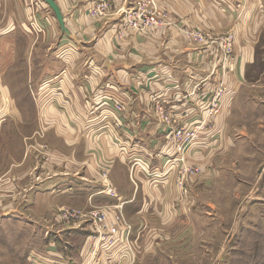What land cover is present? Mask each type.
Listing matches in <instances>:
<instances>
[{
  "label": "crops",
  "instance_id": "1",
  "mask_svg": "<svg viewBox=\"0 0 264 264\" xmlns=\"http://www.w3.org/2000/svg\"><path fill=\"white\" fill-rule=\"evenodd\" d=\"M56 1L72 35L63 33L57 20V25L51 24L58 38L50 45L53 47L52 52L49 48L51 57L46 61L47 71L39 77L44 80L37 83L33 80L31 93L38 110L47 104L44 98L56 104L61 102L60 96L63 95L64 109L69 111V118L63 124L71 126L64 129L63 135L56 131L50 134L54 138H50L49 143L55 151L48 165L56 169L55 166L64 164L66 169L49 175L31 189L32 214L45 219L62 205L84 208L96 204L113 210L121 204L132 224L131 241H135L134 245L142 244V240L143 243L148 241L145 247L148 245L149 249L144 248L143 252L151 254L152 241L146 234L156 228L160 233L167 232L168 226L172 228V223L167 225V214H172L173 205L182 206L184 200L180 187L174 183L173 172L164 171L168 167L165 165L168 158L175 155L169 141L174 117L192 126L202 119L201 114L215 101L226 108L233 87L237 85L235 73L231 71L244 77L247 62L251 59L250 53L247 57L237 40V49H233L235 63L224 62L222 51L213 46L195 44L192 38L185 36V31L201 29L220 35L215 31L233 28L237 35L241 30L239 8L243 9V0H158L157 8L166 14L164 24L138 33L124 29L123 11L135 0H106L108 8L105 11L109 16H100L99 19L89 15L97 2ZM235 4L240 7L232 8ZM45 42L48 41L37 43V47H42ZM13 46H17L15 41ZM73 63L82 65L73 69ZM11 70L8 73L4 71L1 76L8 75ZM2 78L0 114L3 115H0V124L8 116L3 107L21 117L17 120L23 122L22 107L14 98L11 87L3 84ZM72 78L82 81L74 89H71L75 85ZM137 78L143 79L141 86L136 85ZM220 79L225 82L222 95V89L219 93L217 86ZM117 105L121 111L117 110ZM158 105H163L171 114L170 124L162 121ZM57 109H61L60 104ZM73 110L81 116L73 117ZM91 110H95V116L99 115L98 119L88 118ZM59 125L61 120L57 122L56 119L53 126ZM72 125L75 128H71ZM201 142L198 139L191 148L201 149L197 146ZM153 158L163 163L154 166ZM77 163L80 167L74 165ZM127 165L132 167V171L135 169L133 178ZM158 170L163 172H156ZM103 171L108 173L107 178H103ZM107 184L115 188L117 196L105 191ZM19 208L17 206L14 212L22 215ZM5 213L7 211L3 215ZM33 217L32 220L36 221ZM81 223V227L67 228L63 222L57 223L64 228L55 232L48 228L43 254L31 247L29 253L33 259L29 263L66 264L62 258L70 256L68 258L76 264H122V260L129 261L134 255L127 251L123 235L109 233L106 240L98 239L91 234L94 231L89 224ZM177 223L178 220L175 225ZM190 225L191 231L174 241V245L170 244L176 254L184 258L194 254L193 244L189 241L195 229L193 221ZM38 227L39 224L32 229L37 230ZM119 228L122 229L121 226ZM63 230L67 240H62L65 248H59L56 243ZM67 234L70 237L83 236V245L69 241ZM91 242L95 245L92 246ZM43 255L55 257L45 258Z\"/></svg>",
  "mask_w": 264,
  "mask_h": 264
},
{
  "label": "rangeland",
  "instance_id": "2",
  "mask_svg": "<svg viewBox=\"0 0 264 264\" xmlns=\"http://www.w3.org/2000/svg\"><path fill=\"white\" fill-rule=\"evenodd\" d=\"M92 1L96 4L98 0ZM238 4L232 8H237ZM242 5L243 9L238 7L241 11V30L237 35L233 28L215 31L220 35H213L224 39L231 36L233 49H237L238 40L247 57L250 53L251 62L246 63L244 77L231 71L235 73L237 85L233 87L226 108L219 106V103L218 107H207L205 113L201 114L202 119L192 126H187L174 117L169 141L174 147L175 155L167 159L165 165L170 169L166 168L164 171L173 172L174 183L184 195L183 205H173L172 214H167V225H173L172 228L168 226V231L161 229L167 232L160 233L156 228L146 234L151 238L152 245L151 254H144V248L149 249L148 245L145 247L148 241L143 243L142 240V244L137 245H134L135 241H131L132 224L127 220L121 204L113 210L96 204L84 207L86 209L62 205L53 211L56 214L46 216L45 219H38L33 215V207L30 205L31 189L37 183L44 182L49 175L66 169L64 164L55 166L56 169L48 165L53 157L51 154L55 151L49 143V139L54 138L50 134L53 135L56 131L63 135L64 129L71 126L63 124L69 118V111L64 109L63 95L60 96L61 102L56 104L53 100L44 98L47 104L38 110L31 93L32 81L37 83L38 80H44L39 77L47 71L46 61L51 57L49 48L52 52L53 46L50 45L58 38L51 26L52 23L57 25V19L45 0H0V79L4 71L8 69V73L12 69L11 73L2 78L3 84L11 87L14 98L22 107L21 111L23 110L22 122L17 120L21 117L2 108L8 112V120L4 118L0 124V264H30L33 259L29 253L30 248L43 254L48 228L51 229L50 232H55L64 227H81L79 225L82 222L89 224L94 231L91 234L98 238L92 213L99 210L122 218V229L124 226L128 227V238L124 237L123 243L128 245L127 251L134 255L129 261L122 260V264H264V0H243ZM89 15L95 19L109 16L107 11L99 10L98 2L89 11ZM191 30L194 33L206 32L201 29ZM120 35L124 33L120 32ZM185 36L192 38L187 31ZM44 40L48 42L37 47V43ZM14 41L17 46H13ZM195 44L203 45L197 42ZM211 46L224 54L220 45ZM229 59L235 63L234 51L228 60L223 55L224 62L229 63ZM80 65L82 64L73 63L72 68L78 69ZM79 82H82L81 79L72 78L75 85L71 89L78 87ZM142 84L143 79L137 78L136 85ZM60 85L64 87L63 84ZM217 86L219 93L222 89V95L225 82L220 79ZM59 104L61 109H57ZM52 106H56L55 109H51ZM89 113L88 118L91 120L99 118V115L95 116V110ZM72 114L73 117L81 116V113L74 110ZM56 119L57 122L61 120V125L53 126ZM71 128L75 127L72 125ZM191 128L196 130L198 138L178 150L179 146H185V142L177 139L176 133L181 129L189 131ZM198 139L202 141L197 145L201 149L191 148ZM176 158V164L171 167V162ZM151 162L154 166L163 163L154 158ZM83 164L87 166L86 162ZM74 165L80 167L78 163ZM126 167H129V175L133 178L135 169L132 171L130 165ZM102 176L107 178L108 173L103 171ZM131 180L129 178L130 183ZM107 185L105 191L117 196L115 188L110 184L114 193L111 194ZM17 206L23 212L22 215L15 214ZM62 208L81 210L83 217L69 223L64 222L60 216ZM5 211L7 213L4 215L9 217L3 215ZM110 220L114 221L113 217ZM54 221L63 222L65 226ZM191 221L195 229L193 228L189 241L193 244L194 254L184 258L177 255L170 246L192 230ZM38 224L40 228L32 229L37 228ZM63 231L58 235L56 243L59 248H65L62 240H67L65 230ZM83 238L76 235L70 237L69 241L83 245ZM91 244L95 245L93 242ZM49 256L52 255H46L45 258ZM68 257L70 256L62 258V262L77 263Z\"/></svg>",
  "mask_w": 264,
  "mask_h": 264
},
{
  "label": "built area",
  "instance_id": "3",
  "mask_svg": "<svg viewBox=\"0 0 264 264\" xmlns=\"http://www.w3.org/2000/svg\"><path fill=\"white\" fill-rule=\"evenodd\" d=\"M157 1L158 0H135L133 4L123 11L124 17V29L125 30H145L150 28H158L163 22V17L166 14H163L157 8ZM98 8L107 10L108 8V1L106 0H98ZM162 20V21H161ZM192 38L193 41L211 46L214 44L220 45L224 51V57L226 60L231 57L233 53V41L232 37L224 39V37H214L212 33L207 32H191L187 31ZM231 59H229L230 61ZM221 92V90H220ZM218 96V95H217ZM212 107H218V102L215 101ZM118 111H121V107L119 105L116 106ZM157 109L162 117V121L170 124L172 122L171 114L168 112L167 109L163 105H158ZM177 139H183L185 142V146H179V149L182 147H187L189 143H193L198 138V134L196 130L183 131L182 129L176 133ZM178 158H176L173 162H171V167L176 164ZM167 169H170L167 167ZM107 189L111 194L113 193V187L109 184L107 185ZM61 220L64 222H71L76 218L83 217V212L81 210L70 209V208H62ZM92 217H94V225H95V232L97 233L98 239H107L108 235H123L124 237L128 238V227L124 226L123 229L120 230L119 226H122V218L112 215L111 213H107L104 210H99V212L92 213ZM113 217L114 221H109V219ZM124 225V224H123ZM126 233V236H125ZM101 241V240H100ZM128 242V240H127ZM60 264V263H54Z\"/></svg>",
  "mask_w": 264,
  "mask_h": 264
},
{
  "label": "water",
  "instance_id": "4",
  "mask_svg": "<svg viewBox=\"0 0 264 264\" xmlns=\"http://www.w3.org/2000/svg\"><path fill=\"white\" fill-rule=\"evenodd\" d=\"M49 6V8L53 11L57 21L59 22V25L61 27V30L63 33H66L67 35L71 36V31L67 28L65 24V16L57 3L56 0H45Z\"/></svg>",
  "mask_w": 264,
  "mask_h": 264
}]
</instances>
